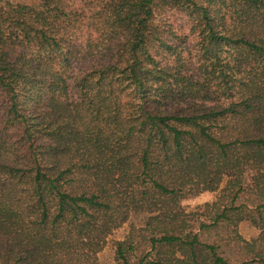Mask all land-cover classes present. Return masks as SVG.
I'll use <instances>...</instances> for the list:
<instances>
[{
  "label": "trees",
  "instance_id": "1",
  "mask_svg": "<svg viewBox=\"0 0 264 264\" xmlns=\"http://www.w3.org/2000/svg\"><path fill=\"white\" fill-rule=\"evenodd\" d=\"M126 224L115 264H264V0H0V264Z\"/></svg>",
  "mask_w": 264,
  "mask_h": 264
},
{
  "label": "rangeland",
  "instance_id": "2",
  "mask_svg": "<svg viewBox=\"0 0 264 264\" xmlns=\"http://www.w3.org/2000/svg\"><path fill=\"white\" fill-rule=\"evenodd\" d=\"M156 21L158 25L160 24H166L167 26L171 25L173 28L178 30L180 34H184L185 36H187L185 38L186 40L185 46H187L188 47L187 50L190 51L191 49L190 46L193 45L194 41H193V38L189 36L187 31L184 30L185 28L184 29L182 28L183 23L180 17L178 16L176 17L175 15H172L170 13H163L161 15H157ZM189 51L187 52L188 54L190 53ZM215 196L216 194L214 193H203L196 197L183 201L182 205L187 209H191L196 205H201V204H204L206 202L213 200ZM127 229H128V224H126L121 229L114 232L109 237L106 247L101 253L98 254L99 264H115L113 262V243L115 241L122 240L127 232ZM237 230H238L239 235L245 240H250L256 237L258 234V232L253 227L245 223L240 224Z\"/></svg>",
  "mask_w": 264,
  "mask_h": 264
}]
</instances>
